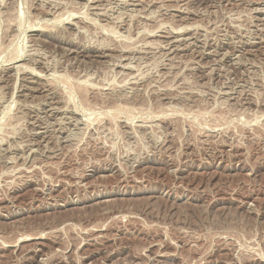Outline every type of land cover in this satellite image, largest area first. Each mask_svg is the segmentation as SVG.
I'll return each mask as SVG.
<instances>
[{
	"label": "rangeland",
	"instance_id": "1",
	"mask_svg": "<svg viewBox=\"0 0 264 264\" xmlns=\"http://www.w3.org/2000/svg\"><path fill=\"white\" fill-rule=\"evenodd\" d=\"M0 264H264V0H0Z\"/></svg>",
	"mask_w": 264,
	"mask_h": 264
},
{
	"label": "bare ground",
	"instance_id": "2",
	"mask_svg": "<svg viewBox=\"0 0 264 264\" xmlns=\"http://www.w3.org/2000/svg\"><path fill=\"white\" fill-rule=\"evenodd\" d=\"M172 47V46H171Z\"/></svg>",
	"mask_w": 264,
	"mask_h": 264
}]
</instances>
